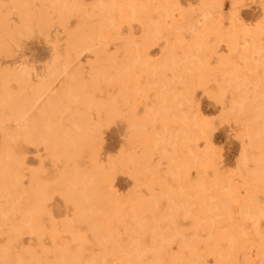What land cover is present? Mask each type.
<instances>
[{
  "label": "rangeland",
  "instance_id": "374dc122",
  "mask_svg": "<svg viewBox=\"0 0 264 264\" xmlns=\"http://www.w3.org/2000/svg\"><path fill=\"white\" fill-rule=\"evenodd\" d=\"M0 264H264V0H0Z\"/></svg>",
  "mask_w": 264,
  "mask_h": 264
}]
</instances>
